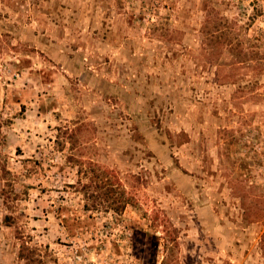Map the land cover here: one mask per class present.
Segmentation results:
<instances>
[{
	"label": "rangeland",
	"instance_id": "374dc122",
	"mask_svg": "<svg viewBox=\"0 0 264 264\" xmlns=\"http://www.w3.org/2000/svg\"><path fill=\"white\" fill-rule=\"evenodd\" d=\"M0 264H264V0H0Z\"/></svg>",
	"mask_w": 264,
	"mask_h": 264
}]
</instances>
